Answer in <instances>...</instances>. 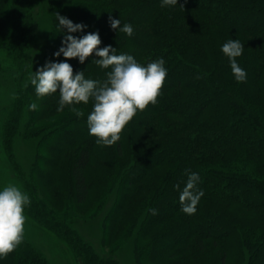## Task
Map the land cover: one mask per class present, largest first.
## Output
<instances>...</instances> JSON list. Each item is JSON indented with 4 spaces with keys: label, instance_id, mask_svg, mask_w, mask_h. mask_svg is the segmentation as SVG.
<instances>
[{
    "label": "trees",
    "instance_id": "16d2710c",
    "mask_svg": "<svg viewBox=\"0 0 264 264\" xmlns=\"http://www.w3.org/2000/svg\"><path fill=\"white\" fill-rule=\"evenodd\" d=\"M49 2L44 55L32 65L27 53L36 38L34 0H0V51L16 70L2 144L30 198L24 215L35 229L75 264H121L114 255L129 244L135 264H264V0H178L163 7L162 0ZM56 13L87 27L61 30ZM109 17L120 19L121 27L131 24L133 35L113 30ZM90 32H98L100 48L111 45L143 66L162 58L167 70L156 104L138 111L112 146L89 134L91 99L59 112V90L40 97L30 82L46 63L65 61L54 55L65 35ZM233 39L244 45L237 58L247 73L244 82L235 80L222 52ZM94 59L95 53L83 64L78 58L66 62L74 74L84 71L86 79L103 82L111 68L101 69ZM31 103L36 111L29 110ZM24 122V138L37 140L29 172L14 150ZM191 172L199 174L204 195L195 214L187 215L179 195ZM111 199L102 236L110 252L103 256L72 224L97 217ZM206 251H218L213 262ZM0 264L52 263L23 234Z\"/></svg>",
    "mask_w": 264,
    "mask_h": 264
},
{
    "label": "clouds",
    "instance_id": "9594fccd",
    "mask_svg": "<svg viewBox=\"0 0 264 264\" xmlns=\"http://www.w3.org/2000/svg\"><path fill=\"white\" fill-rule=\"evenodd\" d=\"M187 2V0H185ZM178 0H162L163 6H175ZM180 7L184 8L181 4ZM60 29L68 33L83 31L87 26L73 23L65 16L56 13ZM113 30L133 35L131 24L121 27L120 19L109 17ZM101 39L98 32H90L82 37L65 35L62 46L55 56L61 54L62 62H48L31 76L30 82L35 86L37 96L43 97L59 90V107L62 112L65 106L77 104L87 105L90 99L93 108L87 117L89 134L97 138L96 142L103 146H112L120 139V134L126 125L135 117L138 111L143 112L149 104H156L160 91L167 77L165 61L160 58L143 66L127 54H116L111 45L100 48ZM244 45L238 40L227 41L222 46V52L229 58L231 72L237 82L246 81L247 73L240 67L237 58L243 54ZM95 53L94 59L101 69H109L107 79L103 82L86 79L84 71L74 74L73 67L66 62L78 58L83 64ZM111 53V54H110ZM38 105L31 103L29 110L36 111ZM78 117L83 116L82 110L71 107ZM200 176L191 172L187 182L180 192L181 210L187 215H194L204 192L198 189ZM177 189L180 185L175 186ZM31 203L27 194L15 185H8L0 190V257H7L22 242L26 217L24 206ZM156 215V209L149 210Z\"/></svg>",
    "mask_w": 264,
    "mask_h": 264
},
{
    "label": "rangeland",
    "instance_id": "374dc122",
    "mask_svg": "<svg viewBox=\"0 0 264 264\" xmlns=\"http://www.w3.org/2000/svg\"><path fill=\"white\" fill-rule=\"evenodd\" d=\"M49 3V0H34L33 10L36 20V38L31 43L27 53V62L32 65L40 61L44 55L46 37L51 29ZM0 64V190H3L5 186L15 185L19 187V184L11 170L2 144L3 123L16 97V70L11 68L6 54L3 51H0ZM24 125L25 122L21 126V132L16 137L14 150L17 161L26 172H29L37 153V140H26L24 138ZM112 201L113 199L108 202L105 210L97 217L88 219L86 217L87 215H85L83 216L84 219L79 217L72 224V228L76 230L86 242L93 245L95 250L103 256L109 255L110 252L109 247L104 248L102 246V236L105 213L111 206ZM24 235L30 243L44 254L50 263L75 264L72 257L63 251L62 246L56 243L48 234L36 230L27 217L24 225ZM215 253L218 255V251ZM215 253L210 252L208 254L207 262H213L216 259L217 256H214L216 255ZM114 258L119 260L121 264H135L133 245L129 244L119 250L114 255Z\"/></svg>",
    "mask_w": 264,
    "mask_h": 264
}]
</instances>
